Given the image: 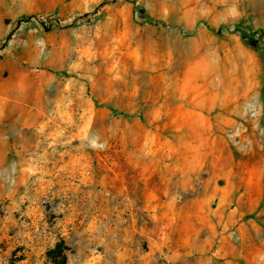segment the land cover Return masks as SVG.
Returning <instances> with one entry per match:
<instances>
[{
	"label": "rangeland",
	"instance_id": "rangeland-1",
	"mask_svg": "<svg viewBox=\"0 0 264 264\" xmlns=\"http://www.w3.org/2000/svg\"><path fill=\"white\" fill-rule=\"evenodd\" d=\"M0 264H264V0H0Z\"/></svg>",
	"mask_w": 264,
	"mask_h": 264
},
{
	"label": "trees",
	"instance_id": "trees-1",
	"mask_svg": "<svg viewBox=\"0 0 264 264\" xmlns=\"http://www.w3.org/2000/svg\"><path fill=\"white\" fill-rule=\"evenodd\" d=\"M30 20H31V18H27V19H24V20H19V21H18V24H20V23H22V22H29ZM220 30H221V29H220ZM235 30H237V29H235ZM235 30H234V31H235ZM10 40H11V39H10V37L8 36V37L5 39L3 46H7L8 42H9Z\"/></svg>",
	"mask_w": 264,
	"mask_h": 264
}]
</instances>
